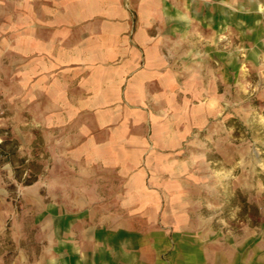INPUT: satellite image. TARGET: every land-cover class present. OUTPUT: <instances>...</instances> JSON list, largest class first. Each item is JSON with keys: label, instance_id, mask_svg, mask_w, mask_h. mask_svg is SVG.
Returning a JSON list of instances; mask_svg holds the SVG:
<instances>
[{"label": "crops", "instance_id": "crops-1", "mask_svg": "<svg viewBox=\"0 0 264 264\" xmlns=\"http://www.w3.org/2000/svg\"><path fill=\"white\" fill-rule=\"evenodd\" d=\"M17 4L27 12L15 51L27 59V107L39 108L64 158L106 175L62 229V264H239L237 248L188 204L186 158L198 125L167 50L175 5Z\"/></svg>", "mask_w": 264, "mask_h": 264}, {"label": "rangeland", "instance_id": "rangeland-1", "mask_svg": "<svg viewBox=\"0 0 264 264\" xmlns=\"http://www.w3.org/2000/svg\"><path fill=\"white\" fill-rule=\"evenodd\" d=\"M17 1L0 0V264H62V229L106 175L64 158L39 108L27 107V59L15 52L27 12ZM168 1L177 92L198 125L188 204L239 264H264V0Z\"/></svg>", "mask_w": 264, "mask_h": 264}]
</instances>
